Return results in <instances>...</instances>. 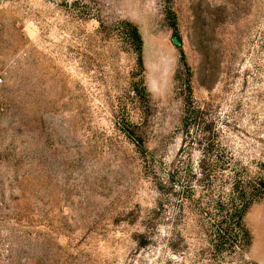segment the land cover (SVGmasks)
Segmentation results:
<instances>
[{"label": "rangeland", "instance_id": "1", "mask_svg": "<svg viewBox=\"0 0 264 264\" xmlns=\"http://www.w3.org/2000/svg\"><path fill=\"white\" fill-rule=\"evenodd\" d=\"M263 185L264 0H0V264H264Z\"/></svg>", "mask_w": 264, "mask_h": 264}, {"label": "trees", "instance_id": "2", "mask_svg": "<svg viewBox=\"0 0 264 264\" xmlns=\"http://www.w3.org/2000/svg\"><path fill=\"white\" fill-rule=\"evenodd\" d=\"M132 34H133V37L135 39V41L139 44H141V38L139 36V34L137 33L136 29L132 28ZM175 42V41H174ZM130 135V134H129ZM133 139V138H132ZM134 141V139H133ZM136 142V140H135ZM263 189H264V185H263ZM245 207L246 206H243L242 209L239 208L238 210H234L231 215H230V218L231 220L233 221L234 225L237 227V231H243L242 229V224H241V220H242V214L245 210Z\"/></svg>", "mask_w": 264, "mask_h": 264}]
</instances>
